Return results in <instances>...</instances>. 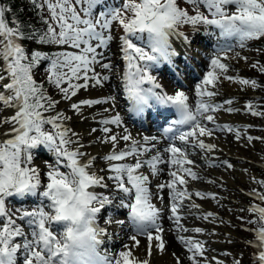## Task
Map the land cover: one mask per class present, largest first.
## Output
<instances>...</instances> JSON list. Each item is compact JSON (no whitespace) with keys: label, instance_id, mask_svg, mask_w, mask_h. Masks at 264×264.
Returning a JSON list of instances; mask_svg holds the SVG:
<instances>
[{"label":"snow or ice","instance_id":"obj_1","mask_svg":"<svg viewBox=\"0 0 264 264\" xmlns=\"http://www.w3.org/2000/svg\"><path fill=\"white\" fill-rule=\"evenodd\" d=\"M186 2L193 6L195 15L180 9L177 0H124L120 7L109 8L99 16H95L93 10L102 0H32L33 6L41 12L47 8L56 27L41 14L47 28L31 33H25L23 25L15 20L10 23L6 19L10 9L0 5V82L8 81L0 91V107L15 109L14 115L3 121L11 125L12 138L0 142V223L3 225L0 264H18L21 252L23 264H69L72 246L85 235L91 241V256L79 264H89V261L91 264H150L156 249L166 250L162 237L164 207H167V218L177 233V240L191 253L187 257L190 264H210L204 242L182 235L189 231L203 232L201 228L188 229L182 223L188 215L215 220L212 212L199 214L194 211L199 205L185 201H191L193 195L200 199H217L213 193L188 190L189 179H199L188 149L198 148L206 154L213 151L217 146L206 143L201 137H212L216 131L235 133L237 140L243 138L241 130L235 126L208 127L215 124L213 113L221 108L214 102L218 92L212 89L221 78L257 87L255 80L226 75L229 65L222 60L229 59L228 53L234 52L236 46L244 48L247 41L264 37V0ZM113 22H118L124 31L121 51L125 66L121 84L129 110L141 115L147 109L165 107L175 112L176 119L163 129L162 136L169 143L162 150L156 136H132L127 127L122 126L119 114L99 119L96 121L99 127H92L89 135L97 131L104 133L97 142L111 144V149L100 157L105 167L96 169L94 161L98 157L81 150L84 147L81 135L66 124L72 117L63 112L45 116L44 113L54 109L60 101L48 96L46 89L35 82L33 70L40 61H48V82L66 100L76 96L81 88L87 89L90 82L98 86L110 81L109 75L97 73L95 68L99 66L113 72L114 66L103 62V50L112 39L109 30ZM188 24L194 26V30L201 24L217 30L218 47L210 57L209 70L196 85L194 104L189 103L190 97L183 90L166 93L157 77L150 74L151 69L164 63L174 67L173 58L178 53L170 38L181 36L178 28ZM25 39L43 45L68 46L76 51H58L52 55L33 52L29 56L20 42ZM259 71L264 72V66H260ZM81 80L83 83H78ZM108 103V98L85 99L70 107L81 119H86L82 112L84 106L91 108ZM245 108L252 116L264 117V110L252 102ZM109 110L105 108L104 112ZM226 111L231 113L237 109L229 107ZM46 125L51 126V131L45 130ZM112 125L123 127V131L114 132ZM247 139L251 142L264 138L247 136ZM121 141L125 142L124 147L118 149ZM40 146L54 157L43 174L38 166H33V150ZM162 166L167 167L169 179L155 185L153 191L151 181L165 171ZM226 166L232 167L230 163ZM145 168L147 173L142 171ZM261 183L264 186V182ZM164 189L168 190L166 206L163 205ZM249 195L264 202L262 193L254 190ZM11 197H38L39 203L31 210L17 208L19 215L14 219L13 214L6 212V201ZM154 199H158L161 206L154 203ZM109 206L126 210L131 225L128 240L132 244L123 243L118 255L98 251L106 239L113 238L109 226L125 225L124 219L108 215L104 226H100L98 218ZM248 211L258 214V220L247 222L257 224L252 230L257 238L253 244L259 252V264H264V207L253 205ZM140 238H146V245H141ZM142 246L144 259L135 255V250ZM177 264H182L178 257ZM215 264L222 262L216 260Z\"/></svg>","mask_w":264,"mask_h":264},{"label":"rangeland","instance_id":"obj_2","mask_svg":"<svg viewBox=\"0 0 264 264\" xmlns=\"http://www.w3.org/2000/svg\"><path fill=\"white\" fill-rule=\"evenodd\" d=\"M123 2L124 0H116L113 1L112 4L103 2V4H100V8H98V6L95 7V9L93 10V14L95 16H99L101 12H104L109 8L120 7ZM183 3L189 15L196 14L191 4L187 3L186 0H183ZM45 9L47 11L48 17H50V14L46 7ZM77 10H79V6H77ZM201 10L204 11L203 8ZM49 19L51 20V17ZM51 23L53 24V27H56L55 22L51 21ZM184 26L185 28L179 27L178 31L182 34L183 37L186 38L188 42L185 47L188 55L184 56L182 53H178V55L174 57L173 60L174 67L172 65L164 63L161 64L158 68H153L150 71V74L156 76L158 81H165L167 85L169 84L170 89L173 92H175L176 90H185V82L182 80V77L185 75H187V78L184 77V80L187 79L189 83H191V86L194 87L195 82L198 81L200 75L199 69L201 70L202 68L203 72H205L206 68L204 69V67L207 64L209 65L210 57H212L216 53V29L210 28L203 24L195 26V30L194 26L190 24ZM119 28L122 30V33H119ZM57 31H59L58 28ZM109 34L111 35L112 39L109 41L108 47L103 50L105 56V61L103 62H110L114 66L113 72L109 73L99 66H96L95 71L97 73H104V71L107 72V74L110 76V81L104 82L103 88L107 89V92L111 93V96H113L114 98L116 95H119V97L121 98L120 95H124L125 97V94L122 91V88L115 87V84L118 83L119 86L121 84L120 82H117V80L120 81V78L117 76L120 73V70L122 69L123 53L121 51V37L124 35V31L122 27L118 24V22H113L111 29L109 30ZM136 43L140 44V42ZM51 49L54 51V53L58 51H76L74 49L69 48L68 46L56 45H53ZM26 52L28 53V48H26ZM236 53H238L239 55H236ZM228 57L229 59L222 60L223 63L229 65V71L226 73V75L255 80L257 82V87L253 88L250 86L240 85L236 82H231V80H224L223 78H221L220 81L215 85V87H217L218 92V95L214 97V102L216 104L218 103L216 102L218 98H220L218 100H221L227 97V93L231 89L228 86L231 85L234 88L236 98H240V101L243 102L241 106H238L236 108L233 107L234 109H237V111L231 112L230 114L236 115L237 119H242L243 121V127L240 129L243 138L240 139V141H235L233 145L234 150L237 148L235 151H238V154L243 157L239 168L245 173L244 176L243 173H241L244 180H242V182L238 178V174L236 177L235 172L238 173L237 170H231L232 172H230L228 176L231 177L234 186L228 187L224 175H217L224 163H220L221 161H213L212 159H208L207 157L211 156V152L206 154L204 151L199 150L198 148L193 149L190 147L188 150L191 154L198 155L200 153H203V155L206 156V160L205 156L199 158V161L197 162L200 166L199 169L207 170V168H205L207 166L213 169L216 173V175H209L212 178H208L210 180V185L214 187V191H211L210 189H208V191L204 189H198L197 191L201 193H213L223 198H196L199 206L204 204L211 207L209 208V211L215 213V220L213 221L212 218H209L210 220H203L198 219L196 217L197 222L200 223L198 225L203 224V227H200L194 225V221L191 217L192 215H188L186 219L187 221H189V224H192V227H189V229L201 228L203 229V232L198 234L193 231H190V235L187 233H185L184 235L186 237H193L195 239L202 240L204 242L206 253L215 251V254L221 258L222 264H235L236 261H238L239 264H259V252L253 244V242L256 241L257 238L254 231H252L257 228V224L248 223L247 221L258 220V214L250 213L248 211L249 207L253 205H259L261 207H264V202L259 199H254L251 195H249V193L253 192L254 190L256 192L264 194V186H262L261 183L264 182V139H253L251 142H249L247 136H251L253 138H264V117L252 116L250 113L247 112L245 106L248 102H252L253 104L257 105L260 110H264V93L262 92L264 90V86L261 84V82H264V79L262 81L261 77L257 75V67H252L253 64H256L258 66L260 62L264 61V37L247 41L244 48L236 46L234 52L228 53ZM47 65L48 61L46 60H42L41 62H39L33 70V78L35 81H38L42 84L45 83L47 95L60 102L55 106L54 109L47 111L44 114L45 116H54L58 112H63L67 116L72 117L74 115L73 113L75 112L71 110V104L83 100V93L88 90L89 87L95 86L94 82H90L89 87L87 89L81 88L77 92V95L72 97L70 100L63 99L62 94L53 86H51L48 82V73L46 72ZM100 70L103 71L99 72ZM174 71H176V74L174 73ZM183 72L184 75H182ZM169 76H173L175 78L177 77L179 82H172ZM111 80L114 81V85H111V83L113 84ZM78 83H83V81H78ZM2 85L3 83L0 82V91H3ZM99 86L101 87V85ZM109 86L111 87L109 88ZM116 104H118V101H116ZM221 106H223V103H221ZM227 108L229 107L224 106L222 107V110L226 113H229L228 111H226ZM95 109H100V107L95 106ZM118 111L122 112V107H119ZM122 113L125 117L126 113ZM12 115H14L13 111L9 112V110L0 107V142L7 140V137H5L4 135L5 123H3V121L6 118H10ZM73 119L74 118L72 117L71 120L66 121L67 126L70 128L72 127ZM217 125L223 126L229 124L221 120H215V124H208L209 128H213ZM150 127V124L147 126L146 129H139L138 126H135L137 131L139 130L141 133H146L145 135L156 134L157 137L160 138L159 132L161 131L159 130V128H155L149 131ZM45 130L51 131V126L46 125ZM222 133L223 132L221 131H216L215 135L212 137L214 139L219 138L217 137L218 134ZM212 137H201V139L208 143L209 139ZM162 140L163 144L160 147L158 146L159 148H161V150L168 144V141L164 140L163 138ZM227 144L230 145L231 141ZM81 150L86 152L85 144ZM33 155V166H38L42 170V174L48 170L49 163L54 161V157L52 156V154L49 153L47 149L43 148V146H40L37 149L33 150ZM213 155L214 154H212V156ZM197 159H195V161H197ZM94 167L96 169L104 168L105 162L102 159L98 158L96 161H94ZM162 167L165 168L166 166ZM144 171L147 173L146 168ZM206 172L207 171H205V174H207ZM163 173L164 175L160 174L158 178H155V181H160L161 178H165L166 176H168L167 169ZM189 181L201 187H204V185L207 186V184L203 182L204 180H202L200 177L197 180L189 179ZM192 191H194L192 193H195V190ZM165 193L166 192L164 191L162 193V195L164 194L163 199L166 197ZM38 203V197H26L24 199L11 197L8 198L6 201V212H8L9 214H13V218L15 219L16 216L19 215V213L16 212L17 208L31 210ZM185 203H190V201H185ZM196 211H198L199 213V210ZM103 212L104 215H100L98 218V223L100 224V226H104V220L108 215H115L116 217L124 219L125 221L127 219L126 210L117 211L116 209L115 211H113L110 208H106L105 210H103ZM241 217L243 218V220L241 219ZM17 222L22 223L20 221ZM2 226V223H0V228H2ZM113 228L114 226L108 227L113 237L110 240L113 241L114 247L111 248V246H107L103 248H106L107 251H109L113 255H115V253L116 255H118L119 251L122 250L123 243L126 242L127 237L131 234L127 232L125 233L122 226L117 230V232H115ZM217 228H219V230ZM25 230H27L26 226ZM174 233L175 231L173 230L172 235ZM217 233L219 234V236H217ZM178 243L179 242L177 241L176 244L180 247L186 248L181 243ZM215 261L216 259L214 260L210 258V264H215ZM18 264H23L22 252L18 255ZM187 264H190L189 260Z\"/></svg>","mask_w":264,"mask_h":264},{"label":"bare ground","instance_id":"obj_3","mask_svg":"<svg viewBox=\"0 0 264 264\" xmlns=\"http://www.w3.org/2000/svg\"><path fill=\"white\" fill-rule=\"evenodd\" d=\"M170 43L172 44L173 48L177 51V53H180V54L182 53L184 56L188 55V53H187V51L185 49V47L188 44V42H187L185 37H183L182 35L179 36V37L173 36V37L170 38ZM217 47H218V45H217ZM217 47H215L216 50H217ZM173 60H174V58H173ZM0 63H2V62H0ZM124 66H125V61L122 59V69L120 70V73L117 76V77L120 78V81L117 80V82L121 83V74H122V72L124 70ZM208 66L209 65L207 64L204 67V69L206 68V71L209 70ZM196 68H198V67H196ZM102 71L100 70L99 72H102ZM199 72H200V75H199L198 81L195 82V86L194 87L191 86V83H189V81L187 79L184 80V77L187 78V75L182 77V80L185 82V88H184L185 90L184 91L190 97V100H189L190 104H194V102H195V99H196V96H195L196 85L200 82V80L203 77V74L205 73V72H203L202 68H201V70L199 69ZM174 73L176 74V71H174ZM101 74L102 75H108L107 72H105V71H104V73L102 72ZM182 75H184V72H183ZM169 78L172 80V82H175V81L179 82L177 77L175 78L173 76H169ZM111 81L113 82V84L111 83V85H114V81L113 80H111ZM6 82H7V80L2 81L3 84L6 83ZM231 82H233V81H231ZM159 83L162 85V88L165 90L166 93L174 94V92L170 89V85L169 84L167 85V83H165V81L164 82L159 81ZM115 85H116L115 87H117V88L118 87L122 88V91H123L122 84H120V86H119L118 83H116ZM103 87H104V84H101V87L99 85L98 86L89 87L88 90H86L83 93V95H82L83 96V100H85V99H98L99 97L100 98H108L109 99V103L108 104L94 105L91 108H89L87 106H84L82 108V112H83V116L86 117V119H81V117L79 115H77L76 113H73L74 115L72 114L73 115L72 117L74 119H73V122H72L71 129H73V131H75L76 133L81 135L82 142L86 146V152L91 154V155H94V156H97L98 158H100V157H103L105 154H107L110 151V149H111V144H101V143L97 142V138L102 137L104 135V133H102L100 131H97V132L92 133L91 135H89L90 129L92 127H99V125L96 123V121H98L99 119H101L103 117H108V116H111V115L119 114L121 116L122 126L123 127H127V129L132 134V136L137 137V138H140V137H143V136H149V137L156 136L157 137L156 134H151V135L147 134V135H145L146 133H141L139 130H138L139 131L138 132L136 130V128H135V126H137L136 125L137 124V120H139L140 123H138V124L141 125L142 127H145V126H143V121H146V122L148 121L147 125L153 124L152 126L154 128L150 127V129H149V131H150V130L155 129L159 125V123L161 121H164L165 119H167V121L165 122L166 126H162V127H167L168 125H170L171 121L176 119L175 112L173 110H171L169 108H165V107H157V108H153V109H147L143 114L136 115L135 113H133V112H131L129 110L130 109V104H129V102L126 99V94L125 93H124L125 97H124V95L123 96L120 95L121 96V98H120L119 95H116L117 97L114 95L115 96V98H114L113 96H111V93L107 92V89H104ZM110 87L111 86H109V88ZM228 87H230L231 89L227 93V97H225L224 99H221V100H218V99H220V98H218L216 100V102H218L217 103L218 105L221 106V103H223V106H221L220 110L215 112L213 115H214L216 121L217 120H221V121H224V122L228 123L230 126H235L236 128L241 129L243 127L242 119H237L236 115L230 114V113H226L225 111L222 110V107H224V106H228V107H231V108H233V107L236 108L238 106H241L242 103H243L242 101H240V98H236L235 91H234V88L232 87V85L228 86ZM212 90L213 91H217V87H214ZM228 100L233 101V103L232 104L225 103ZM116 101H118V104H116ZM95 106H99L100 109H95ZM119 107H122V112L126 113L125 117L123 116L122 112L118 111ZM105 108H109L110 110L108 112H104ZM6 110H9V112H12V111L15 112V109H6ZM97 114H99V115H97ZM93 116L96 117V120L92 119ZM145 116H147V117H145ZM110 127H112L113 131L116 132V133H120V132L123 131V127L116 128V126H114V125H112ZM139 129H143V128H139ZM4 135H5V137H7V139L12 138L13 134L11 133V125L8 124V123H5ZM217 137H219V138L214 139L212 137L208 141V144H215L217 147L213 151H211V153L214 154V155L212 156V154L210 153L211 156H209L207 158L208 159H212L213 161H221L220 163H222V162L224 163L223 166L221 167L220 171L218 172L219 174L217 173V175L218 176L224 175L228 187H231V186L233 187L234 186L233 181H232L231 177L228 176V174L230 172H232L231 170L235 169V170L238 171V173L235 172V174H236V177H237V174H238V176H239L238 178L241 181L244 180L243 176L245 175L243 170H241L239 168L240 164H241V160H242L243 157L240 154H238V151L237 152L235 151L237 148L234 150V145H233L235 143V141H240V140L236 139L235 133L230 134V133H227L226 131H223L222 134H218ZM162 138H163V136L160 133V138H159L160 139V143L158 145L159 147L163 144ZM230 141H231V144L228 145L227 143L230 142ZM168 143H169V141H168ZM176 143L179 144L180 142L176 141ZM124 144H125V142L121 141L120 144L118 145V149L119 148H123ZM231 145H233V146H231ZM229 146H231V147H229ZM149 155H151V153ZM204 156L205 155H203V153H200L198 155L191 154V156H190V158L193 161H195V159L198 158L197 161H195L194 168L198 172L199 177L202 180H204L203 182H205V184H207V186L204 185V187H201V186H199L197 184H193V182H191V181H188L187 188H188L189 191L191 190V192H194L192 190H195V192H196L198 189H204L206 191H208V189H210L211 191H214V187L212 185H210V183H209L210 180L208 178H212L209 175H216L215 171L213 169H211L210 167H207L206 165H205L206 166L205 168H207V170H205V169L204 170H200L199 169L200 166L197 163L199 161V158L200 157L202 158ZM84 159L86 160L87 158H84ZM205 160H206V156H205ZM226 163H230L232 165V167L228 168L226 166ZM196 165H198V166H196ZM166 169H167V167H165V170ZM144 170L145 169H142V171H144ZM205 171H207L206 172L207 174H205ZM241 173H243V176L241 175ZM161 174L164 175V173H161ZM167 179H169L168 176H166L165 178H161V180H163V181H161V180L160 181H155V178H153L152 181H151L152 186H153L152 190L153 191L156 190L155 189V185H158L161 182L166 181ZM97 190L101 191L100 189H97ZM163 191L166 192L165 193L166 197L163 199V205L166 206V205L169 204L168 190L164 189ZM216 197H217V199H222L223 198V197H221L219 195H216ZM194 198L192 196V200L190 201V203L192 201H194L197 205H199L198 202H197V199H196L197 197L194 196ZM154 203H156L158 206H161L160 205V201L158 199H154ZM107 208H110L113 211H115L117 209V208L111 207V206H109ZM209 208H211V207L208 206V205H204V204L201 205L200 208L198 209L199 210V214L210 212ZM121 210H124V209H119V210L117 209V211H121ZM194 211H196V210H194ZM212 213L215 215L214 212H212ZM162 214H163L162 215V226L165 229L164 233H162V237H163V241L165 243L166 250L161 251L160 249H156L154 251V253H153V256L150 258V264H177V257L182 262V264H187L188 263L187 257L189 255H191V253H189L186 248H182V247H180L179 245L176 244V242L178 241L177 240V233L174 230V227H173L171 221L167 218L168 214H169L168 210H167V207H164V211H163ZM191 217H192V220L194 221V225L203 227V224L198 225L200 223L197 222V219H196L195 215H192ZM184 220L185 221H183L182 223L188 229H189V227H192L191 226L192 224H189V221H187V219H184ZM120 227L121 226H114L115 232H117V230ZM122 228L125 231V233L127 232V233L131 234V225L128 224L127 219L125 221V225H122ZM217 229L219 230V228H217ZM173 230L175 231V233L172 235V231ZM108 231L110 232V229H108ZM184 234L185 233H182V235H184ZM187 234L190 235V231L187 232ZM217 236H219L218 233H217ZM125 237H126V235H125ZM140 239H141V245H146V243H147L146 238H140ZM201 239H202V237H201ZM198 240H200V239H198ZM126 242L129 243V245L132 244V241L128 240V237H127ZM107 246H111V248L114 247L113 241L110 240V239H106L105 243L103 245H101L102 250L103 251H107L106 248H103V247H107ZM185 253H186V255H185ZM206 254L211 259L214 258V260L216 259V260L221 261V258L215 254V251L207 252ZM115 255H116V253H115ZM135 255L138 258H140V259L146 258L145 248L143 246L137 248L135 250Z\"/></svg>","mask_w":264,"mask_h":264},{"label":"trees","instance_id":"obj_4","mask_svg":"<svg viewBox=\"0 0 264 264\" xmlns=\"http://www.w3.org/2000/svg\"><path fill=\"white\" fill-rule=\"evenodd\" d=\"M113 1L116 0H102V3H110L112 4ZM178 6L180 9L187 11L186 7L184 6L183 0H177ZM0 5H4L7 9H10V11L6 12V19L11 23L12 20L17 21L19 24L23 25V31L25 33H31L32 31H41L45 30L47 28V25L43 23L41 20V14L51 22L48 17L47 11L44 8L41 12V10L36 9L33 6L32 0H0ZM98 8H100V4L97 5ZM181 28H185L184 25L180 26ZM119 33H122V30L118 29ZM22 46L25 48H28V55L31 56L33 52H41L46 55L53 54L54 51L51 49L53 45H43L38 44L35 42V40H22L20 41ZM41 62V61H40ZM264 66V61L260 62V64L256 68V73L259 77H261L262 81L264 79V72L259 71V67ZM38 85L45 88V83H40L38 81H35ZM261 84L264 86V82H261ZM264 88V87H263ZM264 93V90L262 91Z\"/></svg>","mask_w":264,"mask_h":264},{"label":"clouds","instance_id":"obj_5","mask_svg":"<svg viewBox=\"0 0 264 264\" xmlns=\"http://www.w3.org/2000/svg\"><path fill=\"white\" fill-rule=\"evenodd\" d=\"M98 251H100V253L103 254L102 248H99ZM73 253H76L78 255H74ZM90 256H91V241L85 235L77 239L74 245L72 246L69 256V264H79V262L82 260H88ZM89 264H91L90 261Z\"/></svg>","mask_w":264,"mask_h":264}]
</instances>
